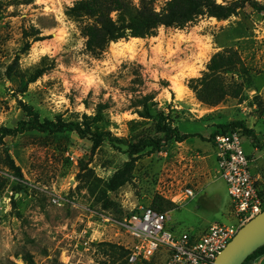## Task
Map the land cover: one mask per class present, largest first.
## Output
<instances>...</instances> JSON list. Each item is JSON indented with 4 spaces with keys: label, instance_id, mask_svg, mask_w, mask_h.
<instances>
[{
    "label": "rangeland",
    "instance_id": "1",
    "mask_svg": "<svg viewBox=\"0 0 264 264\" xmlns=\"http://www.w3.org/2000/svg\"><path fill=\"white\" fill-rule=\"evenodd\" d=\"M0 1L5 5L0 14V128H18L33 114L41 122L82 121L84 115L94 116L99 104H108L105 130L117 139H107L93 153L92 142L73 131L30 129L6 137L23 178L8 169L0 146V177L6 182L0 199L7 198L0 205V264H30L27 257L33 264H121L125 258L119 247L132 245L125 217L136 207L153 206L157 197L173 205L165 212L178 233H199L212 221L236 224L211 158L212 136L234 122L264 134V13L246 7L228 20L202 18L182 30L161 28L156 37L113 43L95 58L86 51L78 23L67 16L77 0ZM155 1L159 9L167 0ZM30 27L44 40L31 39L25 51L23 31ZM224 48L240 53L253 88L210 107L198 101L188 81L201 77L211 57ZM37 71L41 77L28 83ZM147 94L155 96L149 108L136 106ZM157 112L163 125L198 136L142 157L132 182L108 191L104 200L92 196L93 181L98 191L105 190L129 160L126 143L156 134ZM245 141L249 148L250 139ZM186 188L194 191L191 200L183 197ZM263 258L254 256L247 264ZM166 259L162 251L154 263Z\"/></svg>",
    "mask_w": 264,
    "mask_h": 264
},
{
    "label": "trees",
    "instance_id": "2",
    "mask_svg": "<svg viewBox=\"0 0 264 264\" xmlns=\"http://www.w3.org/2000/svg\"><path fill=\"white\" fill-rule=\"evenodd\" d=\"M4 7V2L0 1V14ZM246 7H251L256 13H264V5L258 0H234L225 5L218 3L217 0H167L159 9L155 0H140L137 4L133 0H77L68 9L67 16L80 26L81 34L86 40V51L91 56L100 58L113 43L135 38L156 37L161 28L182 30L202 18L228 20ZM40 34L41 32L35 27L23 31V36L28 41L24 48L25 51L30 49L31 39L34 42L44 40L43 37H39ZM13 70V67H9L7 73L9 77H12ZM41 75L42 72L37 71L31 76L28 83L36 82ZM188 87L196 95L198 101L207 106L216 107L227 99L241 98L246 89L253 88V79L240 53L234 48H224L211 57L206 71L201 77L188 81ZM154 98L153 94H147L137 100L136 106L149 108V104ZM150 107H154L156 110V104H152ZM108 108V104H99L96 114L94 116L84 115L82 121L69 122L59 119L57 122H41L33 114L32 121L22 122L18 128H0V146L3 148L6 166L16 177L23 178L20 167L16 165L10 155L5 139L30 129L42 132L73 131L80 138L89 139L92 142L93 153L107 139L117 140L111 138L110 133L105 130L104 112ZM26 109L32 115V109L27 106ZM157 113L159 121L156 125V134L145 135L132 144L126 143L129 160L109 182L104 184L105 190L98 191L99 186L93 181L89 187L92 196L104 200L108 191H118L132 182L136 163L142 157L161 152L171 142L182 143L192 136H198L182 134L177 127L163 125L162 112ZM234 131H241L244 136L254 134V131L247 128L243 122L228 124L219 134ZM215 136H212V141ZM5 185V180L0 177V190ZM168 205L173 206L169 201L157 197L154 199L152 207L160 212H165V206ZM119 249L121 257L125 258L121 264H128L130 251L122 247ZM254 256H264V246L255 251L244 264H247ZM154 259L141 264H155ZM27 260L33 264L30 257H27ZM98 264L107 263L100 262Z\"/></svg>",
    "mask_w": 264,
    "mask_h": 264
},
{
    "label": "built area",
    "instance_id": "3",
    "mask_svg": "<svg viewBox=\"0 0 264 264\" xmlns=\"http://www.w3.org/2000/svg\"><path fill=\"white\" fill-rule=\"evenodd\" d=\"M244 137L241 131H234L218 134L214 139L218 173L227 185L236 224H213L200 236L190 232L177 234L168 228L166 212L152 206L136 207L124 219L132 239L131 247H127L129 264L149 262L162 251L167 254L165 264H215L218 255L239 230L264 211V189L253 177L252 160L244 149ZM193 196L192 189L183 191L185 200ZM6 200L0 199V205ZM104 221L110 223L108 218Z\"/></svg>",
    "mask_w": 264,
    "mask_h": 264
},
{
    "label": "water",
    "instance_id": "4",
    "mask_svg": "<svg viewBox=\"0 0 264 264\" xmlns=\"http://www.w3.org/2000/svg\"><path fill=\"white\" fill-rule=\"evenodd\" d=\"M262 246H264V211L239 230L218 255L215 264H244ZM260 264H264V258Z\"/></svg>",
    "mask_w": 264,
    "mask_h": 264
},
{
    "label": "crops",
    "instance_id": "5",
    "mask_svg": "<svg viewBox=\"0 0 264 264\" xmlns=\"http://www.w3.org/2000/svg\"><path fill=\"white\" fill-rule=\"evenodd\" d=\"M260 95L263 98L264 101V97H263V93L262 91L260 92ZM250 130L254 131V134L251 136H245L244 137V149L247 153V155L250 157V159L252 160V165H251V169H252V174L254 179L257 182V185L261 188L264 189V134L262 135L259 131L260 128H254V126L249 127ZM250 139V144L248 145L249 148H246L247 144L245 139ZM211 158L212 161L215 165V167H217V161H216V157H215V150H214V141H213V145H212V153H211ZM224 182V181H223ZM225 183V182H224ZM226 185V183H225ZM226 193L228 195V205L229 207H231V217L233 219V207H232V202H231V198L229 196L228 193V189H227V185H226ZM209 196V193L207 194V198ZM194 197V196H193ZM192 197V198H193ZM191 198V199H192ZM189 199V200H191ZM228 209V208H227ZM222 211V210H220ZM231 220V219H230ZM213 224H218L215 222H209L207 224V226L205 225V227L203 228V230H201L199 233H196V236H200L202 235L205 231H207L209 229V227ZM231 225V224H230ZM168 228L173 230L171 226H169V224H167ZM175 233L177 234H181L178 233L177 231L173 230Z\"/></svg>",
    "mask_w": 264,
    "mask_h": 264
},
{
    "label": "bare ground",
    "instance_id": "6",
    "mask_svg": "<svg viewBox=\"0 0 264 264\" xmlns=\"http://www.w3.org/2000/svg\"><path fill=\"white\" fill-rule=\"evenodd\" d=\"M133 40H139V39H136V38H135V39H133Z\"/></svg>",
    "mask_w": 264,
    "mask_h": 264
}]
</instances>
